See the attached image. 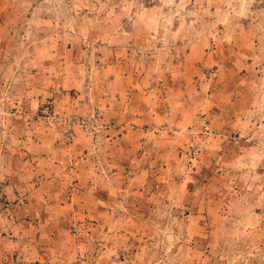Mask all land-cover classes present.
<instances>
[{"label": "rangeland", "instance_id": "1", "mask_svg": "<svg viewBox=\"0 0 264 264\" xmlns=\"http://www.w3.org/2000/svg\"><path fill=\"white\" fill-rule=\"evenodd\" d=\"M129 94L131 187L90 152ZM0 264H264V0H0Z\"/></svg>", "mask_w": 264, "mask_h": 264}, {"label": "crops", "instance_id": "2", "mask_svg": "<svg viewBox=\"0 0 264 264\" xmlns=\"http://www.w3.org/2000/svg\"><path fill=\"white\" fill-rule=\"evenodd\" d=\"M125 90L126 89H123L121 92L123 93V91H125ZM108 94H111V92H109ZM133 97H134V94L133 95L129 94L128 96L122 97L120 99L115 98V100L111 99V98H110L111 100H108L107 98H105V99L101 98L102 101L99 99V101L96 104H93L92 105L93 107L91 108V111H92L93 116H94L93 117L94 122H96L99 127L103 123H110L111 125H113V126H109V125L107 126V124H105L106 127H111V129H107L106 131L100 128V131H99L100 135L99 134L95 135L96 136L95 142H98L97 139L99 137L106 138V140H107V138H109L110 135L115 137V139H113L111 142L107 141V143L110 144L111 147H113V151H112L113 155L111 154V152L106 153V149H102V152L98 153L99 147H97V144H95L93 146L94 148H90V152L95 157V159L97 161L96 163L106 162V165H107L109 171L118 168L119 174L115 173L116 175L112 176V177H115V179H113L112 181L122 180L125 183H127L128 187H131V183H128L127 181H136V180L146 181V178H149L148 177V170L143 169L139 172V169L140 168L142 169L141 164L144 162V159H145L144 156L145 155L138 154L136 156H133V153L131 154L130 149H129V147H131V149H135V150L137 148H142L141 143H140L141 141L138 144H135V142H134L133 144H130V146H129V142L133 141L132 139L136 140V138H138V136H140L141 138H144L145 135H147V134H145V131H143L144 129L142 128L145 124L144 123L145 119L143 118V116L145 115V113L147 111H149L150 113L153 112L151 115H154V119H156L158 114L161 115V111L156 112V113L154 112L155 108L152 111L147 110L148 108H146V107L144 109H142L143 106H138L139 105L138 101H136V99ZM83 105H86V104L81 103L78 105V107H77L78 111H80L81 108H83ZM159 107H160V105L158 106V109H159ZM96 108H97V111L93 112L92 109L96 110ZM137 108L140 111H137ZM121 123L127 127H128V125H133V123H134V124H136V126L138 128L135 131L128 130V131H125L123 133V131H121V130H125L124 126L121 130L116 128L117 125L121 126L120 125ZM80 134L83 137V134L82 133H80ZM119 142H122V144L119 148H117V146L120 145ZM104 148H106V147H104ZM60 160H62V159H60ZM126 170H128V171H126ZM109 171H107V173ZM110 173H111V171H110ZM127 173H130L131 175H133V177L130 178V177L126 176ZM80 177L82 178L81 174H80ZM117 177H121L122 179H118ZM112 181H110V180L109 181H93V182L90 181V183H89L90 184V188H89L90 197H94L96 199V201L99 202V200L101 198L99 199L98 196H100V195L105 196L104 198H106V196H108V197L111 196L108 192H112L111 191L112 187L110 188V184H112ZM104 182H105V184H104ZM124 182H122L123 185H124ZM149 182H151V179H147V182H145V183L149 184ZM82 184H83L82 181H78V183L76 185L83 187ZM115 188L118 189L120 187L115 186ZM122 189H123V186H121L120 191H123ZM78 193H80V191H78ZM139 194H141V193H139ZM83 195H84V193H83ZM122 196H124V194ZM114 198L115 197H113V199H110L109 201L112 200V202H116V199H114ZM83 201H84V199L81 198V202H83ZM136 202L139 203L140 202L139 199H137ZM101 205L104 206V204H101ZM52 207H55V206H52ZM96 207L98 208V205ZM60 208H63V207L60 206Z\"/></svg>", "mask_w": 264, "mask_h": 264}, {"label": "built area", "instance_id": "3", "mask_svg": "<svg viewBox=\"0 0 264 264\" xmlns=\"http://www.w3.org/2000/svg\"><path fill=\"white\" fill-rule=\"evenodd\" d=\"M42 114L45 116L46 119H48L50 116V113L47 112V108L42 110ZM50 120L53 121L52 118ZM75 127L88 129L92 126H90L89 121L83 117H77V116L64 117V119L62 120V136L65 140L70 141L73 139ZM92 130H94L95 133L99 132L97 128H94ZM74 231L75 232L77 231L76 228L74 229Z\"/></svg>", "mask_w": 264, "mask_h": 264}]
</instances>
